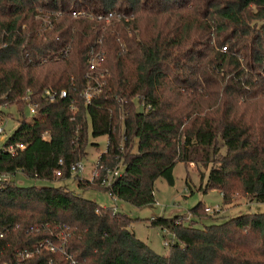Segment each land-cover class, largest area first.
Listing matches in <instances>:
<instances>
[{
	"label": "trees",
	"instance_id": "1",
	"mask_svg": "<svg viewBox=\"0 0 264 264\" xmlns=\"http://www.w3.org/2000/svg\"><path fill=\"white\" fill-rule=\"evenodd\" d=\"M78 10L129 20L102 30L73 19ZM91 49L107 74L86 102ZM47 88L67 97L51 102ZM4 105L22 119L3 145L25 147L14 156L0 150V177H8L0 179V264H69L45 247L15 261L45 241L60 245V231L75 264H264V213L199 229L196 221L212 220L200 202L188 223L151 219L171 235L168 255L159 256L134 236L127 216L62 187L13 180L18 171L69 178L86 155L90 124L93 138L107 136L96 167L118 166L120 175L103 188L102 170L93 182L78 181L81 190L149 207L155 181L173 185L180 163L201 169L203 192L218 191L224 204L235 193L264 204V0H0V116L10 117Z\"/></svg>",
	"mask_w": 264,
	"mask_h": 264
},
{
	"label": "rangeland",
	"instance_id": "2",
	"mask_svg": "<svg viewBox=\"0 0 264 264\" xmlns=\"http://www.w3.org/2000/svg\"><path fill=\"white\" fill-rule=\"evenodd\" d=\"M2 111L5 115H10L11 118L5 116L7 120L4 122L5 131L3 133L4 137L0 141V146L3 145L5 139L13 134L18 122L22 119L15 107H5L2 108ZM24 113L26 115L27 111L25 110ZM88 131L86 155L79 161L84 167L82 174H74L63 180L54 178L53 181L47 182L26 178L18 171L13 178L14 182L22 187H62L76 195H80L82 198L95 202L99 207L109 208L114 210V212L127 216L132 220L129 229L133 231L134 236L159 256L168 255L169 246H164V243H168L167 240L171 238V235L158 227L150 225L151 219L181 216L184 222L188 223L191 217L189 210L200 202L205 209H209L210 212H207V214L212 216V220L205 218L201 219V221H196L194 225L199 229L240 215L264 213V204L253 202L241 194L235 193L233 200L227 205L224 204L222 195L218 191L203 192L202 188L206 179L202 180L200 178L201 169H196L193 165L185 166L180 163L174 167L172 172L173 185H169L167 181L161 178L155 181L153 190L154 203L149 207L133 208L119 199L110 197L104 190L92 189L91 186L81 190L78 186V181L84 183L87 181L93 182L94 168L97 165L99 155L106 151L107 144V136L92 137L90 124ZM203 173L205 178L207 172L203 171Z\"/></svg>",
	"mask_w": 264,
	"mask_h": 264
},
{
	"label": "built area",
	"instance_id": "3",
	"mask_svg": "<svg viewBox=\"0 0 264 264\" xmlns=\"http://www.w3.org/2000/svg\"><path fill=\"white\" fill-rule=\"evenodd\" d=\"M70 15L72 16L73 19H76V20L82 19V20L96 22V23H103L102 30H105L109 25L111 26L113 23L116 24L121 21L127 22L129 20V17H126L125 14H122L120 12L113 11V10L108 11L106 13H97V14L87 13L84 10H78V11H72ZM45 20H48V17H46L44 21ZM67 53H68V49H65L63 51V54L66 55ZM101 58H102L101 53L98 50L96 52H94L93 49L90 50L88 54V58H87L88 70L85 74L87 84L85 88L82 90V97L85 98L86 102H89L92 99V97L100 93L101 86L104 84L101 81V79H103L104 74H107V71H101L99 68V66H101L100 64ZM43 95L46 99L53 102L54 100H56V98L60 100H64V98L67 97V92L64 89L57 93L53 89L47 88L46 90H44ZM2 107L5 108L8 106L4 105ZM28 112L30 115L35 112L34 104H31V105L29 104ZM6 120L7 118L5 116H2V115L0 116V141L4 137V134H3L5 131L4 122H6ZM24 147L25 146L21 143H15L14 145H8V146L1 145L0 150H3L4 152L10 154L11 156H14L16 152H18L19 150H23ZM59 164H61L60 161H59ZM83 170H84L83 165H81V163L78 162V163L73 164V166H71L70 173L72 175L82 174ZM102 170H104L105 174L100 179L101 182L99 186L103 188H108L112 185L113 180L116 179V177L120 175V170L118 166L113 170L104 169L102 168V166H100L99 168L95 167L94 175L92 179L99 178L100 171ZM55 176L59 177L60 171H56ZM0 179L6 180L8 179V177L2 176L0 177ZM204 211L210 212L209 209H204ZM1 236L2 234L0 235V238ZM56 237L57 239H59L60 245L55 246L53 243L49 241H45L43 243L38 244V246L35 247L34 251H29V250L19 251V253H17L15 256L16 257L15 261L18 262L19 260L31 259L36 253H39L40 248L45 247L51 253L58 252V253L65 255L66 259L69 261V264H75V261L71 258V256L70 255L67 256L65 254L64 243H65L66 238L63 235V232L60 231V234L57 235ZM164 246H167V243H164ZM2 264H10V263L4 262Z\"/></svg>",
	"mask_w": 264,
	"mask_h": 264
}]
</instances>
